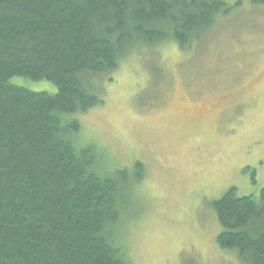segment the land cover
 <instances>
[{
    "label": "trees",
    "instance_id": "obj_1",
    "mask_svg": "<svg viewBox=\"0 0 264 264\" xmlns=\"http://www.w3.org/2000/svg\"><path fill=\"white\" fill-rule=\"evenodd\" d=\"M241 3L0 0V264H129L126 208L141 163L133 174L103 168L77 115L102 103L95 77L135 45L171 42L187 52ZM210 205L217 245L241 264H264V186L257 196L230 187Z\"/></svg>",
    "mask_w": 264,
    "mask_h": 264
},
{
    "label": "rangeland",
    "instance_id": "obj_2",
    "mask_svg": "<svg viewBox=\"0 0 264 264\" xmlns=\"http://www.w3.org/2000/svg\"><path fill=\"white\" fill-rule=\"evenodd\" d=\"M241 1L187 52L135 45L95 77L102 103L77 115L103 168L133 174L141 163L126 208L129 264H241L217 245L210 205L230 187L257 196L264 186V5Z\"/></svg>",
    "mask_w": 264,
    "mask_h": 264
}]
</instances>
